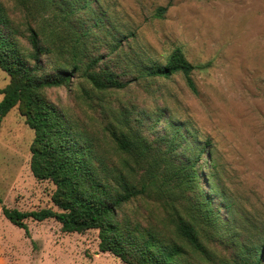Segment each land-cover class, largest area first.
Returning <instances> with one entry per match:
<instances>
[{
  "label": "rangeland",
  "instance_id": "374dc122",
  "mask_svg": "<svg viewBox=\"0 0 264 264\" xmlns=\"http://www.w3.org/2000/svg\"><path fill=\"white\" fill-rule=\"evenodd\" d=\"M64 1L74 10L84 5L91 8L88 11L85 7L86 13L76 12L75 16L81 17L88 30L90 50L104 58L113 56L117 72L124 71L130 62L138 66L162 65L173 50L180 48L196 66L191 75L196 91L190 90L183 76L176 74L167 79H140L128 89L101 97L77 76L68 86L49 89L47 100L96 138L99 149L115 163L125 155L117 150L107 129L117 127L118 119L109 113V105L117 109L119 100L134 106L132 122L140 121L152 130H145L150 139L173 137L169 127L173 125L184 138L182 148L209 141L212 157L204 156L202 184L207 190V176L215 164V194H224L231 204L229 218L236 221L241 236L261 243L264 0ZM0 2L23 35L27 21L23 12L13 0ZM165 7V13L158 17L159 8ZM123 39L126 41L121 49L110 54ZM130 76L133 78L136 73L133 71ZM8 82L9 77L0 70V90ZM2 98L0 95V101ZM34 138L35 132L26 123L21 106L14 107L0 126V264H124L112 253L99 250L98 230L64 233L54 218L41 222L27 218L26 233L5 218L4 208L19 212L50 208L59 212L52 201L53 183L38 180L32 174L30 148ZM212 197L227 218L225 204L217 195ZM133 206L139 207L142 223L149 221L167 233L173 232L160 202L145 200ZM211 248L218 255L226 252L224 243Z\"/></svg>",
  "mask_w": 264,
  "mask_h": 264
},
{
  "label": "trees",
  "instance_id": "16d2710c",
  "mask_svg": "<svg viewBox=\"0 0 264 264\" xmlns=\"http://www.w3.org/2000/svg\"><path fill=\"white\" fill-rule=\"evenodd\" d=\"M13 1L27 21L22 35L0 2V70L9 77L0 90V126L14 107L21 106L35 132L30 148L32 174L53 183L52 201L59 212L4 208L5 218L26 233L27 218L40 222L54 218L64 233L98 230L99 250L112 253L124 264H264V240L244 239L236 221L229 218L231 204L224 194L214 192L218 184L215 164L208 168V189L202 184L204 156L212 157L209 141L182 148L184 138L173 125L169 126L173 137L150 139L147 132L152 130L140 121L132 122L134 106L119 100L117 109L109 105L117 127L107 129L117 150L125 155L115 163L99 149L96 138L46 98L49 89L68 86L77 76L101 97L128 89L140 79H167L176 74L195 92L191 75L196 66L182 50H173L162 65L130 62L119 73L113 56L104 58L90 50L88 30L81 17L75 16L86 13L85 7L89 11L88 5L74 10L64 0ZM166 10L159 8L157 16ZM125 41H118L117 50L110 54L115 55ZM133 71L136 76L132 78ZM213 195L225 204L227 218ZM145 200L160 202L173 232L141 222L139 207L133 205ZM223 243L225 254L212 250V245Z\"/></svg>",
  "mask_w": 264,
  "mask_h": 264
}]
</instances>
